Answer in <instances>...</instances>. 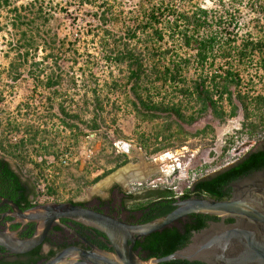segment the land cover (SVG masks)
<instances>
[{"label": "rangeland", "instance_id": "374dc122", "mask_svg": "<svg viewBox=\"0 0 264 264\" xmlns=\"http://www.w3.org/2000/svg\"><path fill=\"white\" fill-rule=\"evenodd\" d=\"M31 1L9 0L0 8V157L16 167L34 189L46 184L59 202L108 198L112 187L119 184L135 197L158 189H170L176 195L264 141V113H254L246 123L242 111L222 122L206 113L192 125L185 124L190 135L173 146L155 135L162 128V120L147 122L136 115L126 99V79L117 68L111 73L102 57V28L96 13L107 6L121 12L122 20L113 28L120 32L124 21L134 20L133 11L140 0H37L36 6L29 5ZM196 1L213 6L216 0ZM249 2L244 0L242 17L249 20L256 16L248 22L254 26V33L264 36V16L249 12ZM20 6L23 15L17 19L15 7ZM36 8L49 19L33 22ZM26 29L39 30L40 42L46 34L56 37L58 53L46 58L49 51L40 47L35 55L19 56V30ZM51 72L60 74L62 80L46 87L43 83ZM252 74L244 75V90L253 84L252 93L264 94L263 71ZM177 94L169 89L155 96L170 99ZM95 95L100 96L101 104L97 105ZM61 105L82 119L66 117ZM94 112L103 117L98 130L84 123L91 124ZM63 120L77 125L72 130ZM246 142L252 146L236 154ZM120 154L129 159L126 166H138L146 174L144 180H131V172L123 171L125 165L110 171ZM65 155L68 164L61 161Z\"/></svg>", "mask_w": 264, "mask_h": 264}, {"label": "trees", "instance_id": "16d2710c", "mask_svg": "<svg viewBox=\"0 0 264 264\" xmlns=\"http://www.w3.org/2000/svg\"><path fill=\"white\" fill-rule=\"evenodd\" d=\"M8 3L9 0H0V8ZM36 3L37 0H32L29 5L36 6ZM243 3L244 0H216L213 6H207L196 0H140L136 11L129 10L136 12L134 20L124 21L120 32L113 28L122 20L121 12L107 6L101 9L100 14L96 13L102 28V57L111 73L117 68L126 79V99L136 115L147 122L162 120V128L155 131V135L168 141L165 145L185 142L190 135L185 124L192 125L206 113L213 114L222 122L242 111L244 123L254 113H264V94L252 93L253 84L247 90L243 88L244 75L252 77L254 70L264 73V36L254 33V26L249 24L256 16L249 20L242 17ZM247 7L253 15L257 13L264 16V0H250ZM22 8L15 7L17 19L22 18ZM43 18L49 19L41 8H36L33 22ZM19 31V56L35 55L40 47L49 51L46 58L58 53L56 37L46 34L43 42H40L39 30ZM53 73L46 76L44 86L53 87L61 83L62 76ZM250 81L253 83V80ZM169 89L178 93L175 98L155 96ZM99 97L94 96L97 105L101 104ZM60 110L66 117L82 119L79 114L70 113L64 105L60 106ZM100 120H103L101 114L94 112L91 124L84 123L86 127L98 130ZM63 123L72 130L77 125L66 120ZM38 134V130L34 132L33 140ZM116 161L110 171L127 164L129 159L126 154H120ZM263 167L264 146L248 151L229 166L197 180L184 197L195 194L219 200L228 198L232 180ZM21 175L12 169L8 160L0 158L2 191L22 208L32 207L36 204L32 203L30 197L36 196V189ZM49 192L54 193L52 190ZM149 195L154 201L151 211L155 213L147 220L174 209L172 190H151ZM75 203L83 205L84 202ZM209 218L216 217L190 214L187 223L180 219V225L174 224L155 231L143 241L138 240L134 248L144 259L166 256L187 245L192 232L205 227ZM159 264L206 263L175 259Z\"/></svg>", "mask_w": 264, "mask_h": 264}, {"label": "water", "instance_id": "95a60500", "mask_svg": "<svg viewBox=\"0 0 264 264\" xmlns=\"http://www.w3.org/2000/svg\"><path fill=\"white\" fill-rule=\"evenodd\" d=\"M251 146L252 142H246L235 153ZM262 146L264 141L251 150ZM125 148L131 150L128 144ZM229 186L231 194L225 199L175 197L174 209L144 223H130L74 201L41 203L23 210L14 201L6 200L13 208L11 216L23 225L36 222V230L30 237H20L19 230L0 229V246L8 253L30 252L43 243L54 223L67 218L105 233L114 250L94 245L91 249L72 247L46 264H159L175 259L206 264H264V167L232 180ZM189 214L217 216L221 220L195 231L187 245L166 256L144 259L135 250L137 239L173 226Z\"/></svg>", "mask_w": 264, "mask_h": 264}, {"label": "flooded vegetation", "instance_id": "af4514ba", "mask_svg": "<svg viewBox=\"0 0 264 264\" xmlns=\"http://www.w3.org/2000/svg\"><path fill=\"white\" fill-rule=\"evenodd\" d=\"M11 167L13 170L21 174V172L12 164ZM21 177L23 180H27L23 175H21ZM185 194L186 192H184L181 198H186L184 197ZM192 196L197 195L192 194ZM33 197V195L30 197L31 200H33ZM6 200H11L16 203L14 199L10 198L4 191H2V187L0 186V229H10L12 231L19 230L18 234L20 237L32 236L36 230V222H28L23 225L16 221V218L11 216L13 208ZM73 201L77 202L75 200ZM153 202L152 196H150L149 193L145 197H135L132 192L126 190L124 186L119 184L112 187L108 198L98 196L91 202H84L83 206L102 211L130 223H144L150 221L147 219L151 214L155 213L151 211ZM17 205L23 210L31 207L28 206L22 208L19 204ZM189 215L181 218L184 223L189 221ZM213 217L216 218H209L206 220L207 225L205 227H207L212 221L218 222L221 220V218L217 216ZM179 220L175 222V225H180ZM226 221L229 222L231 220L226 219ZM195 231L197 230H194L192 235ZM145 237L146 236L137 239L136 242L138 240L143 241ZM92 245L109 251L114 250L109 238L102 231L71 219L62 218L60 222L53 224L43 243L31 250V253H8L5 248L0 246V264H46L51 258L57 256L68 248L79 247L83 249H91ZM136 251L138 252V250Z\"/></svg>", "mask_w": 264, "mask_h": 264}, {"label": "built area", "instance_id": "2783aa9c", "mask_svg": "<svg viewBox=\"0 0 264 264\" xmlns=\"http://www.w3.org/2000/svg\"><path fill=\"white\" fill-rule=\"evenodd\" d=\"M61 161L64 164H68L69 163L68 155L61 157ZM205 176H208V175H205ZM205 176H201L199 179H201ZM199 179H197V180H199ZM139 183H140L139 185H143V183H141V182H139ZM194 183L187 185V188L185 190L190 189ZM151 184L153 187L157 186V184H154V182ZM185 190L178 192L176 195H174V197H181L184 194V192H186ZM53 201H56V198L54 197V194H51L49 192V188H48V186H46V184H42L36 189V196H34L33 200H32V202L34 204H41V203H47V202H53Z\"/></svg>", "mask_w": 264, "mask_h": 264}, {"label": "bare ground", "instance_id": "6f19581e", "mask_svg": "<svg viewBox=\"0 0 264 264\" xmlns=\"http://www.w3.org/2000/svg\"><path fill=\"white\" fill-rule=\"evenodd\" d=\"M166 155H168V154H166ZM122 171V170H121ZM123 171H126V173H127V171L128 172H131V179H133V180H141V179H143L144 180V178L146 177V174L141 170V169H139V167L138 166H135V165H132V164H129V165H127L124 169H123ZM125 174V173H124ZM121 177H122V175H121ZM126 177V176H125ZM125 177H123L124 179L123 180H125ZM129 177H130V175H129ZM119 178V177H118ZM120 179V178H119Z\"/></svg>", "mask_w": 264, "mask_h": 264}]
</instances>
